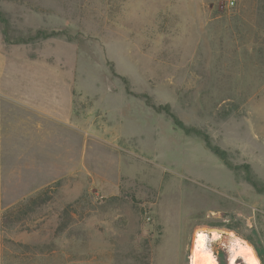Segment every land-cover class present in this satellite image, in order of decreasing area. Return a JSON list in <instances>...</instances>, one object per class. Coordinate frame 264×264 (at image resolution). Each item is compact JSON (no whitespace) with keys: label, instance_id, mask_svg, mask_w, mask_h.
<instances>
[{"label":"rangeland","instance_id":"1","mask_svg":"<svg viewBox=\"0 0 264 264\" xmlns=\"http://www.w3.org/2000/svg\"><path fill=\"white\" fill-rule=\"evenodd\" d=\"M204 230L264 264V0H0V264H190Z\"/></svg>","mask_w":264,"mask_h":264},{"label":"bare ground","instance_id":"2","mask_svg":"<svg viewBox=\"0 0 264 264\" xmlns=\"http://www.w3.org/2000/svg\"><path fill=\"white\" fill-rule=\"evenodd\" d=\"M221 231V230H220ZM218 230H204L196 234L194 241V248L192 250L190 264H218L213 253L206 249L207 233H209L214 240L222 238V232ZM234 239L237 248L235 250V258H243L248 264H262L254 247L245 239L239 237L234 232L225 231Z\"/></svg>","mask_w":264,"mask_h":264},{"label":"trees","instance_id":"3","mask_svg":"<svg viewBox=\"0 0 264 264\" xmlns=\"http://www.w3.org/2000/svg\"><path fill=\"white\" fill-rule=\"evenodd\" d=\"M58 36V33H52V35H46L45 33H41L38 32L36 34V37H28V39L26 41H31V40H35V39H41V38H49V37H53V36ZM214 152L216 154H219V150L218 149H214ZM47 202L46 199H43L42 197H38L36 199H32L29 205H26L25 207H23V209H25L26 213L27 212H33L35 210V208L41 207L42 205H44ZM28 208V209H27Z\"/></svg>","mask_w":264,"mask_h":264},{"label":"water","instance_id":"4","mask_svg":"<svg viewBox=\"0 0 264 264\" xmlns=\"http://www.w3.org/2000/svg\"><path fill=\"white\" fill-rule=\"evenodd\" d=\"M228 264V263H227Z\"/></svg>","mask_w":264,"mask_h":264}]
</instances>
